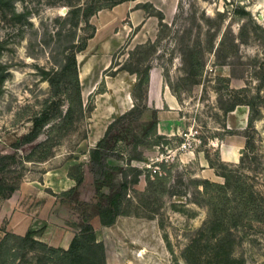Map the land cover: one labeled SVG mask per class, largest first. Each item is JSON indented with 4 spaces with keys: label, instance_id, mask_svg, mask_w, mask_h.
<instances>
[{
    "label": "rangeland",
    "instance_id": "obj_1",
    "mask_svg": "<svg viewBox=\"0 0 264 264\" xmlns=\"http://www.w3.org/2000/svg\"><path fill=\"white\" fill-rule=\"evenodd\" d=\"M153 1L165 6L170 30L161 29L152 15L158 8L151 0H129L134 8L119 4L93 16L87 14L91 0L0 1V238L35 229L39 239L60 246L70 229L67 223L78 221L72 202L76 196L65 191L70 183L76 185V178L90 179V149L134 105L136 75L116 69H144L150 63L148 108L117 123L122 140L116 148L123 160L111 161L130 169L122 213L109 226L96 214L91 218L104 244L105 263L233 264L235 259L236 264H264V214L235 230L227 263L226 256L212 250L214 240L201 231L208 220L202 183L224 182L217 174L219 161L239 162L245 134L254 143L250 151L262 161L258 171L252 170L256 163L246 171L257 176L254 184L264 195V102L252 128L231 130L229 123L240 122L222 109L231 103L232 89L246 86L251 95H264V0ZM77 7L82 10L74 17ZM137 8L143 11L134 14L135 27L131 11ZM144 15L158 22L147 26L152 37L143 28ZM204 15L214 19L212 26ZM209 28L216 31L217 44L226 34L227 48L219 57L206 53L196 83L184 80L181 39L191 44L201 40L205 46ZM85 41L87 47L78 52ZM154 42V51L138 63L140 52ZM140 44L146 47L137 50ZM72 52L77 54L79 83L73 69H64ZM88 62L95 68L86 75ZM219 76L230 77V82L219 81ZM170 84L179 93V99L174 95L178 102L166 98L173 94ZM157 105L162 136L145 138L143 125ZM45 110L49 118L39 136L25 141L33 119ZM238 115L245 125V115ZM138 153L141 160H132ZM122 180L117 173L115 187L106 192L119 190ZM79 197L89 200L86 191ZM11 264L52 263L41 251L27 250Z\"/></svg>",
    "mask_w": 264,
    "mask_h": 264
},
{
    "label": "trees",
    "instance_id": "obj_2",
    "mask_svg": "<svg viewBox=\"0 0 264 264\" xmlns=\"http://www.w3.org/2000/svg\"><path fill=\"white\" fill-rule=\"evenodd\" d=\"M0 1L3 2V0ZM125 1L128 0H91V4L87 7V14L93 16L102 9L112 8ZM150 6L153 7L151 4ZM81 10V7L75 8L72 11L74 17H78ZM155 12L152 15L157 16L159 19L161 29L170 30L171 25L165 21L164 13L158 9H155ZM242 13L248 14L244 10H242ZM15 17L18 18L20 15L15 14ZM203 19L212 26L214 22L212 17L204 15ZM207 35L208 40L205 46L201 40L191 44L186 42L184 37L181 39V57L186 72V76L183 77L184 80L196 83V78L203 75L206 53H214L216 57H219L221 51L227 48L225 42L226 34L223 35L218 44L215 41L217 37L215 29L209 28ZM150 46L149 50L140 52L138 63H142L143 57H147L151 51H154L155 42L151 43ZM86 47L87 41L78 48V52L83 51ZM144 47L146 46L140 44L136 48L138 50ZM67 57L68 63L64 69H73L74 78L79 83L77 54L72 52ZM151 69L152 65L150 63H147L144 69H141L139 65L135 67L119 66L116 69L126 70L136 75V82L132 92L134 105L118 119L110 123L103 137L90 149V179L86 180L84 177L76 178V185L64 193L76 196L72 202L73 209L78 214L77 222L69 221L67 223L70 229L75 231L68 248L49 245L38 238L39 231L35 229L28 230L24 235L7 232L0 238V264L13 263L21 251L27 250L41 251L52 264H106L104 244L97 239L91 218L93 214H96L103 225L109 226L114 224L117 217L122 213V199L124 192L128 189L129 181L127 178L130 169H124L111 161L112 159L123 160V154L116 148L122 140L121 130L117 128V123L124 121L133 114L141 113L144 108H148L146 100L149 93ZM218 80L229 83L230 77L219 76ZM170 88L179 99L177 89L172 84H170ZM230 100V104L222 107L225 113L234 111L240 105H247L249 107V118L246 128H252L255 120L254 115L259 112L258 107L262 106L261 102H264V95L260 93L251 95L250 90L245 86L232 89ZM48 116L45 110L33 119L31 131L24 135L25 141L31 142L39 136L40 131L49 118ZM158 124V109L155 108L151 118L143 125L142 136L145 138H161L162 135L158 133ZM245 137L246 143L241 150V157L238 163L229 164L223 160L219 161L220 165L217 174L224 179V182L220 183L205 179L202 183V194L206 199L205 205L208 208V220L201 231L202 233L206 232L214 240L212 248L214 253L227 257L223 260L225 263L229 262L230 258L228 257H230L236 244L235 230L247 222L260 221L264 214V195L256 189L254 184L257 176L255 175L254 177V175L246 171L247 168H251V165H249L251 163H256L252 170L258 171L262 161L258 159V155L250 151L251 148L254 149L251 136L245 134ZM4 157L2 156V158ZM141 158V153L131 157L132 160H141ZM210 165L215 167L211 161ZM3 167L0 163V168ZM117 173H121L123 176L120 189L114 193L106 192V190L115 187ZM137 176L133 180L134 183L138 181ZM150 183L153 184L151 181ZM83 191L87 192L88 201L79 197ZM194 245H190L188 250L191 251ZM189 260L191 262V259ZM237 261L234 259L232 263L236 264Z\"/></svg>",
    "mask_w": 264,
    "mask_h": 264
},
{
    "label": "crops",
    "instance_id": "obj_3",
    "mask_svg": "<svg viewBox=\"0 0 264 264\" xmlns=\"http://www.w3.org/2000/svg\"><path fill=\"white\" fill-rule=\"evenodd\" d=\"M140 2V1H139ZM151 2H154V6L156 7V8H158L159 10H161V11H163L164 12V14H165V21L166 22H168V13H167V10H166V8H165V6H163V4H161L160 2H157V1H153V0H151ZM122 4H124L125 6H126V8H134V5H132V4H134L133 2H129V0L128 1H125V2H123V3H121L120 5H122ZM141 11H143V9L142 8H137V9H135V10H133V11H131V14H132V16H131V21H132V24L136 27L139 23H137L136 21H135V17H134V14H138V12H141ZM155 17L154 16H148V17H146L145 15H144V17H143V23H144V26H143V28H146V32H149V36L150 37H152V35H153V29H147V26L149 25V24H153V22L155 23V24H157L158 22L154 19ZM151 22V23H150ZM154 31L156 32V28L154 29ZM142 32H143V30H142ZM146 32H144V35H147V34H145ZM140 43L141 42H143V41H139ZM85 64H87V66H85L86 67V75H88L90 72H93L94 71V68H95V65L94 64H92V63H90V62H88V63H85ZM80 74H81V70H80ZM150 84H151V75H150ZM167 94V96H169V97H166V98H170L169 100H171V102H173V101H176V102H178V100L176 99V97L174 96V94H168V93H166ZM169 101H168V99H167V103H168ZM169 105H170V103H169ZM171 106V105H170ZM157 108H158V113H159V115H158V117L159 118H161V116H162V111H161V107L159 106V105H157ZM239 112L240 113H243L244 115H245V117H244V122H245V125H241L242 124V120L241 119H239L238 118V114H239ZM229 114V117H231L232 118V120L234 121V120H238L239 122H240V125H238V124H236V122L235 123H229L230 125H228L229 127L228 128H230V129H232V130H239L240 128L242 129V128H244V129H246V127L248 126V118H249V107L247 106V105H240V106H238L234 111H231V112H229L228 113ZM234 116V117H233ZM243 129V130H244ZM73 182V181H72ZM75 184L74 183H70V186H69V188H71V187H73ZM65 190H67V189H65ZM15 204V203H14ZM11 206V208H12V213L14 212V206H12V205H10ZM65 232H68V234L70 233V239H68L67 241H65L64 240V234H65ZM73 234V235H72ZM73 236H74V232L73 231H71L69 228L67 229V230H65L64 231V233H63V235H62V237L60 238V246H62V247H64V248H68V246H69V244H70V242H71V240H72V238H73ZM63 242H65V244L63 243Z\"/></svg>",
    "mask_w": 264,
    "mask_h": 264
},
{
    "label": "built area",
    "instance_id": "obj_4",
    "mask_svg": "<svg viewBox=\"0 0 264 264\" xmlns=\"http://www.w3.org/2000/svg\"><path fill=\"white\" fill-rule=\"evenodd\" d=\"M183 146H187V144H183ZM157 170H155V172H156Z\"/></svg>",
    "mask_w": 264,
    "mask_h": 264
},
{
    "label": "bare ground",
    "instance_id": "obj_5",
    "mask_svg": "<svg viewBox=\"0 0 264 264\" xmlns=\"http://www.w3.org/2000/svg\"><path fill=\"white\" fill-rule=\"evenodd\" d=\"M83 70H84V69H83ZM83 70H82V71H83ZM84 72H85V71H84ZM83 75H84V74H82L81 76L83 77Z\"/></svg>",
    "mask_w": 264,
    "mask_h": 264
}]
</instances>
